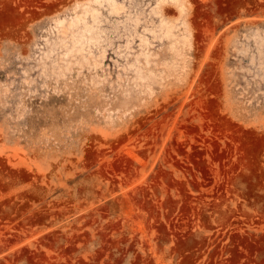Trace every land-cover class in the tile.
Returning a JSON list of instances; mask_svg holds the SVG:
<instances>
[{"label": "rangeland", "instance_id": "rangeland-1", "mask_svg": "<svg viewBox=\"0 0 264 264\" xmlns=\"http://www.w3.org/2000/svg\"><path fill=\"white\" fill-rule=\"evenodd\" d=\"M0 264H264V0H0Z\"/></svg>", "mask_w": 264, "mask_h": 264}]
</instances>
